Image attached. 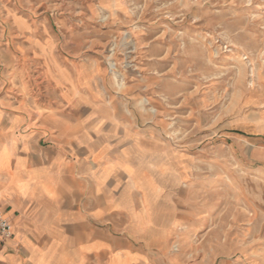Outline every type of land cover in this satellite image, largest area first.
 Returning <instances> with one entry per match:
<instances>
[{"label":"rangeland","instance_id":"374dc122","mask_svg":"<svg viewBox=\"0 0 264 264\" xmlns=\"http://www.w3.org/2000/svg\"><path fill=\"white\" fill-rule=\"evenodd\" d=\"M2 50L21 111L137 138L165 253L264 264V0H0Z\"/></svg>","mask_w":264,"mask_h":264},{"label":"crops","instance_id":"0c3cea01","mask_svg":"<svg viewBox=\"0 0 264 264\" xmlns=\"http://www.w3.org/2000/svg\"><path fill=\"white\" fill-rule=\"evenodd\" d=\"M3 50L0 72L13 60ZM2 87L0 73V208L13 227L0 264H185L165 253L164 230L146 223L142 204L162 184L143 180L135 136L113 132L94 105L79 119L55 112L37 121ZM231 183L238 200L243 188Z\"/></svg>","mask_w":264,"mask_h":264},{"label":"built area","instance_id":"2783aa9c","mask_svg":"<svg viewBox=\"0 0 264 264\" xmlns=\"http://www.w3.org/2000/svg\"><path fill=\"white\" fill-rule=\"evenodd\" d=\"M13 236V227L5 213L0 208V245L11 239Z\"/></svg>","mask_w":264,"mask_h":264},{"label":"bare ground","instance_id":"6f19581e","mask_svg":"<svg viewBox=\"0 0 264 264\" xmlns=\"http://www.w3.org/2000/svg\"><path fill=\"white\" fill-rule=\"evenodd\" d=\"M225 203V202H224Z\"/></svg>","mask_w":264,"mask_h":264}]
</instances>
